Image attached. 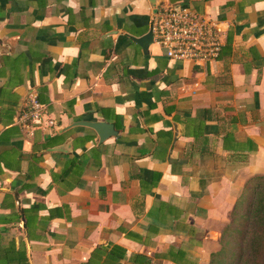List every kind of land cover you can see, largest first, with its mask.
<instances>
[{
    "label": "crops",
    "instance_id": "1",
    "mask_svg": "<svg viewBox=\"0 0 264 264\" xmlns=\"http://www.w3.org/2000/svg\"><path fill=\"white\" fill-rule=\"evenodd\" d=\"M167 5L219 22L217 60H169L145 41L150 0H0V264L220 252L264 176V0ZM31 93L45 111L32 130L17 121Z\"/></svg>",
    "mask_w": 264,
    "mask_h": 264
},
{
    "label": "built area",
    "instance_id": "2",
    "mask_svg": "<svg viewBox=\"0 0 264 264\" xmlns=\"http://www.w3.org/2000/svg\"><path fill=\"white\" fill-rule=\"evenodd\" d=\"M152 40L169 60L196 65L212 63L220 55L223 30L219 22L195 13L187 6H160L149 18ZM27 109L17 121L20 127L34 129L44 118V105L35 93L29 96Z\"/></svg>",
    "mask_w": 264,
    "mask_h": 264
},
{
    "label": "trees",
    "instance_id": "3",
    "mask_svg": "<svg viewBox=\"0 0 264 264\" xmlns=\"http://www.w3.org/2000/svg\"><path fill=\"white\" fill-rule=\"evenodd\" d=\"M227 234L237 239L228 242ZM213 258L210 264H264V176L248 181L222 234V248Z\"/></svg>",
    "mask_w": 264,
    "mask_h": 264
},
{
    "label": "water",
    "instance_id": "4",
    "mask_svg": "<svg viewBox=\"0 0 264 264\" xmlns=\"http://www.w3.org/2000/svg\"><path fill=\"white\" fill-rule=\"evenodd\" d=\"M152 7H153V12H156L158 5L160 3V0H150ZM151 39V34L146 36L144 39L145 41ZM6 52V50L2 47H0V54ZM81 124H84L86 126H89L93 128L99 135L100 139H105L106 137L110 136L111 134H114L115 132L112 130L111 124L105 123V122H79Z\"/></svg>",
    "mask_w": 264,
    "mask_h": 264
},
{
    "label": "rangeland",
    "instance_id": "5",
    "mask_svg": "<svg viewBox=\"0 0 264 264\" xmlns=\"http://www.w3.org/2000/svg\"><path fill=\"white\" fill-rule=\"evenodd\" d=\"M236 239H237V237L233 236V235L227 234V236H226V241L231 242V243H233ZM231 243H229V244H231Z\"/></svg>",
    "mask_w": 264,
    "mask_h": 264
}]
</instances>
